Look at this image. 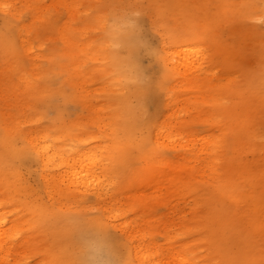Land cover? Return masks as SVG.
Here are the masks:
<instances>
[{"label":"rangeland","instance_id":"obj_1","mask_svg":"<svg viewBox=\"0 0 264 264\" xmlns=\"http://www.w3.org/2000/svg\"><path fill=\"white\" fill-rule=\"evenodd\" d=\"M124 9L159 51L137 71L103 43ZM74 152L98 160L102 196L63 177ZM0 221L4 264H81L85 231L121 264L139 243L167 264H264V0H0Z\"/></svg>","mask_w":264,"mask_h":264},{"label":"clouds","instance_id":"obj_2","mask_svg":"<svg viewBox=\"0 0 264 264\" xmlns=\"http://www.w3.org/2000/svg\"><path fill=\"white\" fill-rule=\"evenodd\" d=\"M144 13L139 9L115 10L102 21L104 26V47L114 60L122 62L133 71L139 64L135 61L137 52L149 60L158 58L159 51L142 36L141 24ZM81 264H121L115 244L105 235L85 231L80 236Z\"/></svg>","mask_w":264,"mask_h":264},{"label":"bare ground","instance_id":"obj_3","mask_svg":"<svg viewBox=\"0 0 264 264\" xmlns=\"http://www.w3.org/2000/svg\"><path fill=\"white\" fill-rule=\"evenodd\" d=\"M193 51L191 48H188L186 45V48L184 50H181V55H178L179 57H182V68L184 71L197 69L200 65V61H202L200 52H195L192 54ZM196 57H195V56ZM176 59L175 56H173L174 60ZM172 68L178 69V67H175L176 65L175 61H172ZM170 63V64H171ZM158 139V138H157ZM32 142H36L35 139H32ZM34 145V144H33ZM35 150H37V153L42 158V162L47 165L54 161L55 157L59 155L56 152H53V149L50 146L44 145L38 148L37 144H35ZM52 152V153H51ZM41 160V159H40ZM61 166H64L63 171V177L67 178L68 183L74 187L77 188L78 192H86L88 190H93L96 196H102L103 191V184H104V174L99 171L100 164L98 160L92 159L87 154L82 153H73L69 157H59ZM60 166V167H61ZM77 192V193H78ZM79 192V193H80ZM120 215L118 213H111L109 212V220H113V222L119 221ZM120 232L122 234H126L127 239L131 242L133 239L132 234L129 233V230L132 229L130 222H123L118 223L116 225ZM13 231H10V229H2L1 228V221H0V264L5 263L6 255H9L12 251L11 245L9 244V238L11 236ZM156 248V247H154ZM154 248L146 247V249L142 248V245L139 243L137 246H131L129 248V264H167L162 263L161 260H159L158 252ZM133 254V255H132ZM179 259L181 264H191L189 263L190 260L188 257H178L175 256L173 258H170L171 263L169 264H175L174 260Z\"/></svg>","mask_w":264,"mask_h":264}]
</instances>
